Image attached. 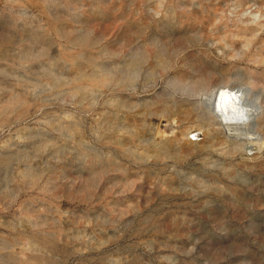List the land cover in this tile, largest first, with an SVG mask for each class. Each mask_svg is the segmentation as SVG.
<instances>
[{"label":"rangeland","instance_id":"1","mask_svg":"<svg viewBox=\"0 0 264 264\" xmlns=\"http://www.w3.org/2000/svg\"><path fill=\"white\" fill-rule=\"evenodd\" d=\"M0 264H264V0H0Z\"/></svg>","mask_w":264,"mask_h":264},{"label":"bare ground","instance_id":"2","mask_svg":"<svg viewBox=\"0 0 264 264\" xmlns=\"http://www.w3.org/2000/svg\"><path fill=\"white\" fill-rule=\"evenodd\" d=\"M241 99V94L236 91H232L224 86L217 91L212 104L215 112L217 110L222 111L223 115L225 116V120H229V122H232L233 120L235 121L238 118L243 119V117H247V108L245 105H242ZM254 111L255 109H253V112Z\"/></svg>","mask_w":264,"mask_h":264},{"label":"built area","instance_id":"3","mask_svg":"<svg viewBox=\"0 0 264 264\" xmlns=\"http://www.w3.org/2000/svg\"><path fill=\"white\" fill-rule=\"evenodd\" d=\"M238 93H241V92H238ZM241 95H242V94H241ZM242 98H243V96H242ZM241 103H242V99H241ZM242 105H244V104H242ZM191 138L196 139V138H197V134L194 133V134L191 136Z\"/></svg>","mask_w":264,"mask_h":264}]
</instances>
